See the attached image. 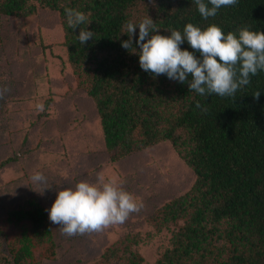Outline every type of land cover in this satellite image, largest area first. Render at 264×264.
Listing matches in <instances>:
<instances>
[{
	"label": "trees",
	"instance_id": "obj_1",
	"mask_svg": "<svg viewBox=\"0 0 264 264\" xmlns=\"http://www.w3.org/2000/svg\"><path fill=\"white\" fill-rule=\"evenodd\" d=\"M65 8L88 16L93 39L79 44V29L68 27ZM40 9L59 17L67 63L93 102L110 160L168 141L194 172L190 187L151 217L157 231L170 229L168 246L152 264H264V71L235 97L200 96L186 82L141 70L132 49L121 47L128 40L124 25L146 16L164 36L188 23L215 24L225 34L242 27L264 32V0H238L208 20L193 0H0L4 16L22 18ZM135 39L134 34L138 52ZM181 48L192 51L187 43ZM256 91L259 98L253 97ZM5 219L21 227L7 243L8 263L56 258L52 226L40 202L26 197ZM131 240L110 244L86 264H148L132 248L139 239Z\"/></svg>",
	"mask_w": 264,
	"mask_h": 264
},
{
	"label": "rangeland",
	"instance_id": "obj_2",
	"mask_svg": "<svg viewBox=\"0 0 264 264\" xmlns=\"http://www.w3.org/2000/svg\"><path fill=\"white\" fill-rule=\"evenodd\" d=\"M61 41L53 10L40 9L22 18L0 15V264H10L7 243L21 231L6 221V212L26 197L47 210L57 190L78 181H115L142 207L123 224L83 235L66 236L50 222L56 258L27 264L94 262L110 244L132 242V237L139 239L132 248L152 264L168 246L170 229L157 231L151 217L190 187L194 172L168 141L111 161L96 109L76 85ZM37 104L44 110L37 111ZM35 172L51 186L42 193L30 179Z\"/></svg>",
	"mask_w": 264,
	"mask_h": 264
},
{
	"label": "clouds",
	"instance_id": "obj_3",
	"mask_svg": "<svg viewBox=\"0 0 264 264\" xmlns=\"http://www.w3.org/2000/svg\"><path fill=\"white\" fill-rule=\"evenodd\" d=\"M238 0H193L201 18L215 17L222 7L233 6ZM64 15L69 28L79 29L80 45L94 38L88 30L91 20L74 8H65ZM85 27L81 28L80 26ZM128 40L121 41L125 50L132 49L138 56L141 70L164 75L169 80L187 83L190 91L200 96L235 97L239 89L250 84V78L264 71V32L242 27L225 34L220 27L209 24L201 28L191 23L182 31L171 30L167 36L157 34L153 20L146 16L140 22L124 25ZM138 29V33L135 30ZM139 51L133 48L132 37ZM187 43L192 51L182 49ZM198 54V55H197ZM189 77L191 79L189 80ZM260 91L253 94L259 98ZM200 108L199 102L195 105ZM37 111L44 105L37 104ZM31 181L41 187V193L51 186L41 172H35ZM142 204L115 181L99 185L78 181L73 187L56 191L55 199L46 210L48 219L58 225L66 236L100 232L112 225L123 224L132 213H138Z\"/></svg>",
	"mask_w": 264,
	"mask_h": 264
}]
</instances>
